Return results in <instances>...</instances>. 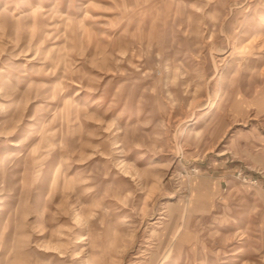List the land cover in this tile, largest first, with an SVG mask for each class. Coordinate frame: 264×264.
<instances>
[{"label":"rangeland","instance_id":"obj_1","mask_svg":"<svg viewBox=\"0 0 264 264\" xmlns=\"http://www.w3.org/2000/svg\"><path fill=\"white\" fill-rule=\"evenodd\" d=\"M0 264H264V0H0Z\"/></svg>","mask_w":264,"mask_h":264}]
</instances>
